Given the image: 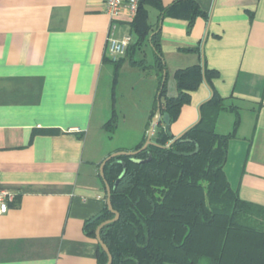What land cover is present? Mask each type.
<instances>
[{"label": "crops", "instance_id": "crops-1", "mask_svg": "<svg viewBox=\"0 0 264 264\" xmlns=\"http://www.w3.org/2000/svg\"><path fill=\"white\" fill-rule=\"evenodd\" d=\"M161 2L166 8L174 4ZM196 3L201 13L193 20L160 15L143 3L151 29L146 40L159 32L168 96L177 94V69L201 64L214 71L210 83L225 106L216 132H231L239 117L227 145L228 182L241 199L264 206V0ZM103 4L0 0V186L15 193L0 214V264L99 263L97 240L84 232V222L106 201L99 165L110 153L132 150L146 139L159 84L153 53L146 106L127 139L112 144L119 124L112 132L104 124L115 113L120 70L128 59L130 66L141 63L132 55L137 47L120 56L117 66L110 60L111 19ZM149 8L157 11L154 23ZM132 20L122 9L115 31L129 34L131 45L137 40ZM211 91L203 80L190 92V102L169 125L172 135L196 122Z\"/></svg>", "mask_w": 264, "mask_h": 264}, {"label": "trees", "instance_id": "trees-1", "mask_svg": "<svg viewBox=\"0 0 264 264\" xmlns=\"http://www.w3.org/2000/svg\"><path fill=\"white\" fill-rule=\"evenodd\" d=\"M143 3L152 4L160 15L169 13L193 20L201 13L196 0H174L169 8L161 0H140L131 22L137 40L125 53L138 47L151 31ZM150 43L159 81L150 118L159 103L160 112L169 114L170 123L175 121L182 106L190 102V92L203 80L212 89L211 97L200 105L199 121L181 137L172 141L174 135L170 136L159 122L153 134L156 145L149 144L134 156L111 158L104 165L111 203L119 213L116 221L100 230L112 255L111 264H264V206L241 199L230 187L224 170L238 115L231 132H216L224 98L213 90L210 80L214 71L205 65L177 69V94L168 96L158 31L150 35ZM110 60L116 66L120 61ZM116 120L113 113L105 129L112 132ZM143 142L132 150L139 149ZM111 217L105 203L99 214L84 222V232L95 237L98 224ZM98 261H107L99 244Z\"/></svg>", "mask_w": 264, "mask_h": 264}, {"label": "rangeland", "instance_id": "rangeland-1", "mask_svg": "<svg viewBox=\"0 0 264 264\" xmlns=\"http://www.w3.org/2000/svg\"><path fill=\"white\" fill-rule=\"evenodd\" d=\"M156 15V9L149 8V20L151 23L155 22ZM132 55L141 64L130 66L128 59L127 63L120 70L115 89V117L117 118L115 124H119V127L115 135H113L112 144L120 143L122 140L127 139L129 126L142 114L148 98L149 75L147 73L150 72V64L153 62V48L147 40H144ZM112 82L113 77H110L107 83L110 90L113 88ZM166 86L170 88V81H166Z\"/></svg>", "mask_w": 264, "mask_h": 264}, {"label": "built area", "instance_id": "built-area-1", "mask_svg": "<svg viewBox=\"0 0 264 264\" xmlns=\"http://www.w3.org/2000/svg\"><path fill=\"white\" fill-rule=\"evenodd\" d=\"M140 0H104L103 10L110 17V27L107 34L106 50L112 60L119 59L125 54L128 46L132 42V37L129 34L117 36L116 18L122 9H126L128 15L133 18L136 15ZM15 193L0 186V214L6 213L9 208V203L14 200Z\"/></svg>", "mask_w": 264, "mask_h": 264}, {"label": "water", "instance_id": "water-1", "mask_svg": "<svg viewBox=\"0 0 264 264\" xmlns=\"http://www.w3.org/2000/svg\"><path fill=\"white\" fill-rule=\"evenodd\" d=\"M164 75V79L166 76V72L163 73ZM163 79V81H164ZM211 97V96H210ZM200 119V112L198 111V119L196 120V122H194L192 125H190L189 127H187L184 131H182L180 134L174 136L172 138V141L181 137L188 129H190L192 126H194ZM159 122L164 124V128L166 130V132L172 136V133L170 132V116L167 112L161 113L160 112V105L158 103L157 105V109H156V114L153 116L152 118V123L151 126L148 130L147 133V137L145 139V141L143 142L142 146L139 149L136 150H119V151H115L113 153H110L106 158H104L102 160V162L99 165V174L101 176V178L103 179L104 185H105V190H106V206L108 208V210L113 214V217L106 219L104 221H102L100 224H98V226L95 229V238L97 240V243L100 245V247L102 248V250L106 253L107 255V261L105 264H111L112 262V255L107 247V245L102 241L101 237H100V230L107 224L112 223L114 221H116L119 218V213L117 210H115L112 206L111 203V199H110V194H111V190H110V186L108 184V182L104 179V165L106 164V162L114 157L117 156H123V155H127V156H134L137 153H139L140 151L144 150L149 144H153L156 145V143L154 141L151 140V136L154 132L155 126L156 124H158ZM147 160V159H145ZM143 160V161H145ZM122 176V174L116 179L115 184L118 182V180L120 179V177Z\"/></svg>", "mask_w": 264, "mask_h": 264}]
</instances>
